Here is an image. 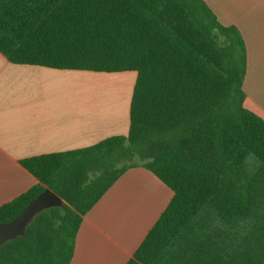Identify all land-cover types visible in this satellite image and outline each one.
I'll return each mask as SVG.
<instances>
[{"label": "trees", "instance_id": "trees-1", "mask_svg": "<svg viewBox=\"0 0 264 264\" xmlns=\"http://www.w3.org/2000/svg\"><path fill=\"white\" fill-rule=\"evenodd\" d=\"M0 52L136 73L127 135L21 161L38 183L0 207V224L42 193L64 205L2 244L0 264H71L84 217L134 167L173 196L126 264H264V119L244 105L240 31L204 0H0Z\"/></svg>", "mask_w": 264, "mask_h": 264}, {"label": "crops", "instance_id": "crops-1", "mask_svg": "<svg viewBox=\"0 0 264 264\" xmlns=\"http://www.w3.org/2000/svg\"><path fill=\"white\" fill-rule=\"evenodd\" d=\"M204 1L222 25L240 31L247 50L244 105L264 119V0ZM66 71L80 70L15 65L0 52V207L38 183L21 161L128 133L131 99L120 95L91 111L67 105L60 90L72 77ZM172 196L147 169H129L84 217L71 264H126Z\"/></svg>", "mask_w": 264, "mask_h": 264}, {"label": "rangeland", "instance_id": "rangeland-1", "mask_svg": "<svg viewBox=\"0 0 264 264\" xmlns=\"http://www.w3.org/2000/svg\"><path fill=\"white\" fill-rule=\"evenodd\" d=\"M72 77L67 78V83L60 90L66 91V103L74 104L82 111H91L96 107H105L114 97H122V101L130 103L133 88L136 80L135 72H125L116 74L90 73L84 71H66ZM81 74V75H78ZM75 76V77H73ZM74 97L75 100H70ZM87 115L82 113L83 121ZM119 135H127L126 133ZM112 137V136H109ZM107 137V138H109ZM105 138V139H107ZM260 162L250 155L246 162V169L252 173Z\"/></svg>", "mask_w": 264, "mask_h": 264}, {"label": "water", "instance_id": "water-1", "mask_svg": "<svg viewBox=\"0 0 264 264\" xmlns=\"http://www.w3.org/2000/svg\"><path fill=\"white\" fill-rule=\"evenodd\" d=\"M63 205L64 201L57 194H40L12 221L0 224V246L19 236L25 237L27 226L43 210Z\"/></svg>", "mask_w": 264, "mask_h": 264}]
</instances>
